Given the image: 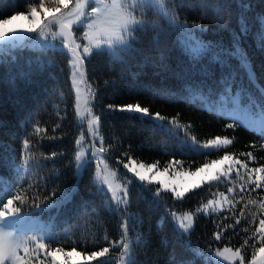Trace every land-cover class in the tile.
Masks as SVG:
<instances>
[{
  "label": "trees",
  "instance_id": "16d2710c",
  "mask_svg": "<svg viewBox=\"0 0 264 264\" xmlns=\"http://www.w3.org/2000/svg\"><path fill=\"white\" fill-rule=\"evenodd\" d=\"M32 2L38 0H0V19L28 11ZM243 5L249 6L247 10ZM140 16L143 23L130 38V49L115 55L107 50L94 54L84 66L89 106L100 117L98 135L104 137L105 156L111 165L123 171L126 157L131 156L158 167L180 160L177 168L193 170L225 151L244 160L249 168L264 164L261 131L214 108L223 95L233 92L264 108V47H258L264 31L260 22L264 0H164V14L150 7ZM177 22L189 28L181 32ZM242 23L248 27L246 34L241 33ZM196 41L207 46L198 55L190 51ZM236 46L247 54L253 79L239 58L229 55ZM109 104H139L153 114L158 112L163 120L109 111ZM230 123L234 124L231 129L226 127ZM81 131L87 135L86 122L77 121L68 55L63 49L22 45L0 51V199L6 202L12 195L25 194L27 202L14 201L13 207L36 212L34 205L40 204L44 214L53 211L47 216L64 246L85 253L109 248L103 258L76 264H215L210 255L216 248H238L254 234L264 189L248 191L246 178L237 180L235 171L231 180L204 184L182 200L171 199L164 190L157 197L158 184L145 186L132 178L130 202L117 203L94 182L92 161L78 177L75 152ZM216 136H226L233 143L203 151L191 144L192 137L201 144ZM52 152L60 155L48 159ZM247 152L255 159L241 155ZM240 184L245 185L243 191ZM228 187L236 188L229 198L241 201L235 213L223 199L215 212L209 206L207 212L196 213L188 232L178 229L171 212L195 213L214 193H227ZM65 193L71 199L62 203ZM45 194L50 203L44 201ZM241 208L246 218L240 216ZM252 213L257 214L255 222ZM237 218L242 222L225 228L222 240L216 241L217 225L235 224ZM122 237L129 244L125 263ZM258 247L257 241L255 247L246 248L247 258Z\"/></svg>",
  "mask_w": 264,
  "mask_h": 264
},
{
  "label": "snow or ice",
  "instance_id": "6c2138e0",
  "mask_svg": "<svg viewBox=\"0 0 264 264\" xmlns=\"http://www.w3.org/2000/svg\"><path fill=\"white\" fill-rule=\"evenodd\" d=\"M158 2V0H156ZM154 0H38V3H30L29 10L27 12H16L4 19H0V41H7L10 34L26 31L28 33H34L39 30V37L43 41H47L49 37L53 41L59 40L66 49L67 54L71 56L68 60V64L71 65V82L73 88L77 93V102L80 99L81 88L80 85L85 82L84 66L86 60H88L94 54L102 55L105 50L111 51L113 55L120 52H124L132 47L131 37L133 33L138 31L139 26L143 23L142 19L137 16L138 10L150 8ZM247 10L248 5H243ZM26 20L28 26L25 28H18L13 25L14 21ZM261 24L264 25V18L261 19ZM176 27L181 32L187 30L189 26L186 23H176ZM192 27H200L199 25H193ZM82 29V33L78 34V30ZM248 27L246 24H241V33L246 34ZM191 39V37H189ZM15 46V45H13ZM32 48H40L44 45L39 42H33L28 45ZM207 46L203 43L196 41L194 45L190 46V51L194 55H198ZM258 47H264V31L259 36ZM229 55L239 58V62L242 68H244L249 75L250 79L254 78V73L251 70V62L247 54L239 47L236 46L235 50ZM264 92V89L261 90ZM109 111H127L132 113H139L142 116H150L153 119L163 120V117L157 112L151 113L149 108L141 107L139 104H128L125 106H114L109 104L107 106ZM230 112H240L243 114L244 121L252 127L259 128L261 136L264 137V117L259 120L252 118L249 110L242 106L239 96L233 100V107L228 110ZM88 120V135L91 136L93 141L99 140V146L96 143L90 144L88 151L90 156H85V152L81 139L76 140V144L81 146V150L75 152V165L77 174L79 171L89 163L90 160H96V167L99 172H105L107 165L104 169H100V164L104 162L105 154L108 151L104 145V137L98 135L96 125L100 122V117L93 111L88 110L87 116L84 117ZM175 121H172L174 123ZM231 129L234 124L226 125ZM37 132L41 129L37 128ZM187 132V129H185ZM233 143L232 139L227 137L216 136L214 139L207 140L206 143L199 144L195 137L191 138V144L195 145L197 149H221L227 148V146ZM29 141H24V147L27 148ZM264 147V145H261ZM60 155V153L52 152L48 159H52ZM247 160H254L252 152L241 153ZM127 162L123 163L124 169L127 172L134 174V176L145 186L151 184H158L159 187L155 189L154 195L159 197L161 195V189L170 193V198L173 200H182L190 190L201 188L204 184L211 185L212 182H219L221 178L225 180H231L230 174L235 170L237 180L248 182V191L255 192L257 189H264V164L260 167L249 168L248 163L241 160L227 151L219 159H213L210 163H203L202 166L196 167L195 171L181 172L177 171V166L182 164L180 160H170L167 166L163 170H159L157 163L152 164H137L135 159L131 156L126 157ZM28 164V161H25ZM243 169V173H241ZM254 175V179H253ZM99 179V176L97 177ZM103 185H107L108 191L112 194V200L116 202H123L127 205L130 202L131 192L128 185L123 188L122 195L118 197L117 191L113 190L112 184L109 182L105 175L101 181ZM240 188L243 191L244 184H240ZM236 193L235 187H228L227 193L217 192L213 194V198L208 199L206 204L198 207L193 212H184L181 217H177L175 211L171 212L173 220H179V228L184 232L192 227L193 217L196 213L201 211L207 212L209 206H212V211L217 210V205L221 203L218 197H223L224 201L231 205L229 209L235 213L236 205L241 201H235L229 198L230 194ZM56 190H53V195H56ZM39 198V196L37 197ZM46 203H50V197L47 194L43 197ZM71 199L70 193L63 195L62 203ZM243 199V197H241ZM14 201H19L21 204L27 202V196L25 194L12 195L6 202L0 199V204L3 205V210H0V224L6 225L9 220H16L21 216L22 209L20 207H13ZM252 203V201H249ZM261 208V218H259L258 225L255 227V232L251 237H247L244 243L235 248L233 251L230 247H225L222 250H217L215 255L217 257H224V253H232V260H239V264H245V250L248 247H255L256 242L259 243L258 252L264 258V198H261L258 202ZM35 207H41L40 204H35ZM240 216L246 218L245 208H241ZM257 214L252 213V221L255 222ZM241 218H237L235 224H226L224 226L217 225L218 231L213 233V237L216 241L222 240V233L225 228H235L241 223ZM121 228L127 231L126 225L121 224ZM245 232L248 230L245 229ZM21 234L15 228L0 227V264H43L40 260L39 253L42 249H46V244L43 242L37 243L35 248H30L29 245L41 238L37 236L17 238ZM122 259L128 256L129 244L127 240L122 237ZM36 255L32 256V252ZM109 252L108 247H101L98 251H91L85 260H92L93 258H103L106 253ZM56 253H63L65 259L63 261H57ZM75 254L81 256L82 253L77 252L76 248H72L70 253H64L62 248H56L54 252H48L47 255L52 257V264H69L68 258ZM130 264V262H129ZM251 264H256V256L253 255Z\"/></svg>",
  "mask_w": 264,
  "mask_h": 264
},
{
  "label": "rangeland",
  "instance_id": "374dc122",
  "mask_svg": "<svg viewBox=\"0 0 264 264\" xmlns=\"http://www.w3.org/2000/svg\"><path fill=\"white\" fill-rule=\"evenodd\" d=\"M129 2L131 3L132 0H129ZM151 7H153L154 10L158 11L159 13L164 14V0H158V2H156V0H154V3L152 4ZM143 10H145V9H143ZM143 10L137 11V16L139 19H142L140 14ZM21 12H27V11H21ZM12 26H15L18 28H25L28 26V22L26 20H17V21L13 22ZM80 33H82V29L78 30V34H80ZM189 34L195 38V36L193 35L192 32H189ZM33 42H39L40 44L44 45L43 47H40V48H48V47L58 48V49H63L67 53L66 49L63 48V45L59 42V40L53 41L51 39V37H49V39L47 41L41 40L39 37V30H37V32H34V33H28L26 31H19V32L10 34L7 38V41H0V51H3L5 49H12V48L19 47L22 45L28 46V45L32 44ZM193 43L195 44V42H192L191 45ZM13 45H15V46H13ZM108 52L112 54L111 51H108ZM67 55H68V60L71 59V56L69 54H67ZM69 69H70V81H71V65H69ZM84 80H85V77H84ZM71 85H72V82H71ZM80 88H81L80 99H79V102H77V93H76V90L72 86V89H73L74 95H75V111H76L78 123L86 122V128L88 131V120L85 119L84 117L87 116V111L91 110V108L89 106L90 90H89V87L86 85V81L80 85ZM237 96H239L242 106L246 107L249 110V113L252 116V118L259 120L262 117H264V108L258 107L257 101H255L256 105L252 104V103H250L251 99H248V98L243 99L240 96V93H238V92L237 93L233 92L230 95H228L227 97L223 95L221 97V99H219L216 102V104L214 106L215 110L218 112H221V113H223V114H225L231 118L238 120L239 122H241L242 124H244L248 127L259 130V128L252 127L249 124H247L244 121V117H243L242 113L228 111L233 107V100ZM96 128L98 131L99 124L96 125ZM82 136L84 137V139L82 140V145H83V149L85 152V156H90L91 154L88 151L90 144L96 143L97 146H99V143H97V141H93L90 135H88V134L85 135L82 131L78 134L77 140L81 139ZM221 137H226V136H221ZM214 138H212V139H214ZM206 142H203V143H206ZM203 143H201V144H203ZM212 149H214V148H212ZM79 150H81L80 145L77 146L76 151H79ZM199 150L203 151V149H199ZM208 150H211V149H208ZM223 154H221V155H219L213 159H219ZM229 154H231V153H229ZM90 161L93 162V166H94V173H93L94 174V182L102 190L108 192L110 195V198L112 197V194H111V192L108 191L107 185H103L101 183V181L105 175L107 176L109 182L112 184L113 190L117 191L118 197L122 195L124 186L125 185L129 186L132 178H136L134 176V174L127 172L126 169H123V171H122V170L118 169L117 167L112 166L107 158H105L104 162L101 163L99 166L100 169H104L105 165H107V169L105 172H99L97 170L96 160H90ZM210 162H211V160L207 163H210ZM136 163L137 164H139V163L152 164V163H145L142 161H136ZM163 168L164 167H158L159 170H163ZM83 169H81L79 171L78 177L81 175ZM176 170L181 171V172H191V171H195V168L193 170H187L184 168L183 169L182 168H176ZM234 171H233V173H234ZM76 172H77V169H76ZM233 173H231L230 176ZM98 176H99V179H97ZM232 177L233 176H231V178ZM161 190H163V189H161ZM218 199L223 200V197H218ZM114 202H116V201H114ZM119 203H123V202H119ZM0 210H3V206L0 207ZM185 212H191V211H185ZM22 213L23 214L21 216H19L18 219L9 220L6 225L0 224V227L15 228L21 234L17 238H25V237H31V236H37V237L41 238L40 240H37L34 243L30 244L29 247L35 248V245L37 243H40V242H43L46 244V249H42L39 253L40 260L43 261V264H52V257L48 256L47 253L48 252H54L56 248H62L64 250V253H70L72 251V248H76L74 246L73 247H67V246L60 244L62 242V240L60 238H58L57 233L52 228L51 216H47V214H49V213L51 214V213H53V211H47L44 214L42 212V207H39L36 210V212L22 211ZM183 213L184 212H176L177 217H181L183 215ZM173 221H174L175 225L178 227V229L180 231H183L182 229L179 228V220L177 219V220H173ZM193 224H194V217H193V221H192V227H193ZM57 242H59V244ZM225 247H230L233 249V251L235 250V248L228 246V245L216 248L210 255V259L212 260V262L215 264H239L238 259H236V260L231 259L232 253H230V252L223 254L224 257H229V259H224L223 257H217L215 255L217 250H222ZM258 248H256V250L252 253L251 257L247 258V256L245 255V264H251L253 255L256 256V264H264V258H262L261 254L258 252V250H257ZM76 251L82 253V255L81 256H76L75 254L71 255L68 258L69 264H76L78 262L86 261L85 257L89 253L82 252L78 248H76ZM35 255H36V253L33 251L32 256H35ZM127 258H128V256L124 258L123 263L126 262ZM56 259L58 262L63 261L65 259V256L63 253H56Z\"/></svg>",
  "mask_w": 264,
  "mask_h": 264
}]
</instances>
